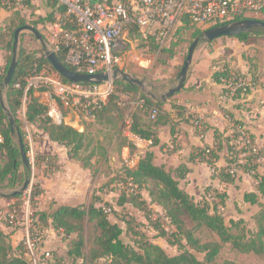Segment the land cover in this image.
<instances>
[{"label":"trees","instance_id":"1","mask_svg":"<svg viewBox=\"0 0 264 264\" xmlns=\"http://www.w3.org/2000/svg\"><path fill=\"white\" fill-rule=\"evenodd\" d=\"M49 4L52 9L59 8L54 0H49ZM262 17L264 21V14ZM9 18L0 33V50L6 53L5 63L0 68V95L5 92L7 107L14 120L15 133L10 132L9 119L0 106V135L2 137L0 142V189L13 190V192L9 195L0 194V197L17 199L21 197V193L15 191V188L22 183L24 174H27L29 168L22 161L20 143H16L14 139L15 135L18 142L21 140L23 143L21 127L24 121L30 125L36 124L49 141L63 146L67 151L66 154L71 159L80 160L84 168L91 165L94 154L91 152L87 156H82L87 150L83 132L63 121L56 123L48 115V106L40 102L37 95L44 90L43 88L37 90L31 88L27 91L25 119H20L17 116V111L21 106L25 78L30 74L46 71L65 84L70 82L59 75L47 61L44 45H38L37 49L31 52L21 45L18 50L17 65L9 86L3 87V79L11 62L14 32L16 29L30 24L18 15ZM51 20V14H48L46 19H42L47 23ZM39 22L32 21L31 25L37 27ZM201 34L202 31L195 29L193 38H200ZM260 37H264V32L254 31L232 38L247 42L251 38ZM171 48L173 49V47H169L162 51L173 57L175 52H172ZM151 49L155 50L156 47L152 45ZM57 57L68 69L74 70L65 63L63 57ZM252 67L255 68V65ZM248 72L251 73V69ZM251 74L252 81L255 82L254 73ZM239 77L245 79V75L225 65L213 74L212 79L218 84L233 85ZM15 85H19L20 88H16ZM114 86L116 87L115 91L112 85L110 95L100 109L94 113L95 117L92 122L116 129L118 127L116 133L118 139L123 142L121 148L127 147L130 151L134 150V146L123 135L125 130L144 141H150L151 146H157L159 140L156 128L161 125L174 126V120L182 119L184 116L183 107L171 105V111H165L162 99L153 100L136 85L118 81L114 83ZM241 91L242 88L235 90L234 99L239 98ZM222 93L228 94V90L222 89ZM119 94L125 98L122 104L119 102ZM246 94H249L247 89ZM152 108L157 110L155 119H144V117H148V110ZM125 116L128 118L125 119ZM120 120H123L124 123L118 125ZM127 121H129V125L126 124ZM233 124L236 127L243 126L241 121H234ZM171 133H174L173 127ZM213 139L212 146L196 148L191 153L190 161L197 160L205 163L213 170L212 178L218 179L225 185L235 184L240 178L239 174L230 173V170L234 168H237L240 174H250L254 178L257 182V193L243 194V202L258 207L253 216L254 230L247 229L241 219L229 221L224 219L221 210L226 206L228 196L225 192L220 193L207 187L203 198L196 201L179 184V180L184 179L188 171L186 166L181 164L174 171H170L163 165H155L154 155L149 150L135 162L133 167L126 165L123 172L116 176L117 181L129 180L137 187V193L121 192L117 205L128 204L141 211L147 225L156 230L158 237L164 238L169 245L175 247L176 254L169 255L160 245L153 243L151 238L138 228L140 223H135L133 218L126 221L125 224L128 230L133 231L135 236H139V239L135 242L136 245L124 243L122 240L123 229L120 225L112 223L108 213L96 207V203L103 202L101 197H95L87 206L81 204L59 205L54 210L33 211L36 225L41 232L52 229L55 232L72 236L71 248L67 252L68 257L71 260H88V256L83 252L85 246L83 223L85 221L94 223L99 232L94 240L95 248L90 250L89 255L90 260L95 261L94 264H102L100 260H103L104 264H244L228 260L222 263L217 262L218 255L223 245L226 244H229L237 253L264 257V177L258 172L259 167H264V145L258 148L257 153H251L245 149H234L230 145V135H224L217 130H214ZM223 148L227 152L225 166L219 168L216 166V162L219 160V154ZM24 151L27 152L25 145ZM42 159L46 160V164L51 168L54 167L53 161L51 163L48 156ZM20 166L23 169L22 173ZM143 192L146 193L149 202L143 198ZM208 194L209 197H207ZM104 205L109 207L107 202ZM151 205H157L163 211L168 229L158 219L153 220ZM186 219L193 225L191 228L187 227ZM202 228L214 235L217 240L202 242L196 235L197 231ZM13 234L14 231L5 233L0 228V264H33L23 241L15 245L12 244ZM53 255L56 262L61 261V257Z\"/></svg>","mask_w":264,"mask_h":264},{"label":"rangeland","instance_id":"2","mask_svg":"<svg viewBox=\"0 0 264 264\" xmlns=\"http://www.w3.org/2000/svg\"><path fill=\"white\" fill-rule=\"evenodd\" d=\"M48 16L47 9L43 6L35 8L30 15H27L25 20L30 23L27 24L36 28L40 34L44 37L45 25L47 22H43L42 19H46ZM262 16H259L258 20H263ZM10 19V18H9ZM8 18L0 23V33L3 31L4 25L8 23ZM32 21H40L35 27L31 25ZM195 29H187L185 31H180L176 33L173 43L170 47L172 52L178 53L180 51V59H179V70L185 61V57L188 52V48L191 45L193 38V31ZM45 38V37H44ZM223 38V37H222ZM131 40L135 47L134 49H142L143 42L138 33H131L126 39H123V42L126 44V47L122 50L119 55H125V53L130 50V43L128 40ZM221 39V38H218ZM218 39L213 40L214 46H210V43H207V53L211 56H215L219 59V65L227 64L230 67H234L233 69L236 71H241L244 73L245 79L239 77L240 79L237 81L236 85L241 83L242 91L239 94V98L234 99L235 89L229 86L230 84H220L223 88L228 90L227 93H222L223 98L230 103H237L238 108L245 113V119L248 121V125H255L256 121L263 122L264 125V45L259 46L257 43L253 41V43L248 42L247 46L244 44H239L234 40H225L220 44H216L219 42ZM234 41V42H233ZM23 46L27 51H32L37 49L38 45H41L39 41L35 39V37L29 32H22L19 35V46ZM43 45H45V40L43 39ZM202 46V45H201ZM152 48V47H151ZM149 49L144 52V54H149L152 58L153 63L151 64L150 70L145 72L144 75H140V80L145 82L144 87L142 88L145 94L149 93L157 96L166 93L162 90L159 85L160 75L165 72V68H167L168 60L172 57L169 56V53L163 52L162 50L158 51ZM245 49V50H244ZM225 50V51H224ZM224 51V52H223ZM243 51V52H242ZM245 52L247 54H245ZM9 56V54H7ZM256 55H259L260 66L257 62L258 58ZM213 56V57H214ZM215 58V59H217ZM215 61V60H214ZM217 62V61H215ZM256 64H255V63ZM250 64V66H249ZM255 65L256 68L252 67ZM217 66V65H216ZM125 67L121 66V70H124ZM251 69V73L253 72L255 77V82L252 81V74L249 71ZM121 80H119L120 82ZM118 82V81H117ZM116 83V82H114ZM114 91L116 87L114 86ZM237 88V87H236ZM245 88V89H244ZM246 89L249 91V94H246ZM4 103L7 105L5 92L1 94ZM159 97V96H157ZM119 102L125 99L122 95H118ZM40 102L46 104L48 106L49 111L54 107L56 108V113L61 115V121L65 124L72 126L73 128L83 132L85 135V142L87 144V150L82 154V156H87L91 152H93L94 156L91 159V165L88 168H84L81 161L71 159L66 154V149L58 145L56 146L57 152L52 149L46 148L47 136L37 128V125H30L23 122V126L21 127V131L23 133V145L27 148V159H28V170L27 174H24L22 183L15 188V191H20L23 188L25 181L28 180V185L25 190H30L29 197V205L32 211H43L45 208V204L50 206V203L59 205L58 200L51 196V191L55 189H59L62 187V191L65 195H72L69 197L73 199L71 203L73 205H89L95 197H101L103 202H107L110 207V212H108L109 219L112 223H117L123 229L122 240L124 243L128 245H136L135 242L138 241L139 236H135L133 231L128 230L125 222L133 218L135 223H140L139 229L143 230L150 238L153 243L160 245L167 254L174 255L177 253L175 247L169 245L164 238H160L157 236L156 230H154L150 226H146L147 223L143 217V213L132 208L130 205L126 204L124 206H118L117 201L121 194V190L116 187V176L118 173L123 172V169L126 167V161H134L135 157L133 155H126L124 151V147L121 148L122 141L118 139L116 128L111 126H105L102 124L94 123L92 121H88L83 118L81 115H77V113L70 112L65 107H63L60 103H56L54 99L44 94L39 96ZM122 112V111H121ZM18 116V115H17ZM20 119H23L20 115L18 116ZM128 116H125L127 119ZM23 121V120H22ZM123 120L118 122L119 124H123ZM125 125V124H124ZM194 125V122H193ZM203 125V122H202ZM196 128V126L194 125ZM251 135L252 133L248 130V127L243 126ZM197 130H202L196 128ZM46 136V137H45ZM255 137V136H254ZM15 142L19 144L17 137L14 135ZM254 139V138H253ZM260 147L259 143L256 139H254ZM30 148H33L34 153L31 154ZM49 157L50 162L54 163V167L51 168L49 165H46L47 170L43 168L42 165L46 164L47 161L42 159L43 157ZM136 160V159H135ZM21 173L23 172L22 167L20 166ZM240 177L244 175L245 178L253 179L254 178L249 174H240ZM237 185L228 186L225 190L228 193V197L226 199V206L221 210V213L226 221L229 220H243L247 229L254 230L255 223L253 216L258 210L257 206H251L247 203H242V194L243 189L246 188L242 185L243 180L238 179L236 183ZM253 182V181H252ZM252 182H250L252 184ZM254 180V184H255ZM257 183V182H256ZM256 185V184H255ZM257 186V185H256ZM66 187V189H65ZM24 191L21 193V197L17 199H12L10 203L12 205L18 206L20 209L23 207V197H27L24 195ZM13 190H2L0 189V194L9 195ZM144 193V192H143ZM205 190L202 192L199 198H196V201H199L203 198V194ZM213 196V194H211ZM143 198L149 202L146 193L143 194ZM11 198H8L10 200ZM44 206L41 207L44 203ZM40 204H42L40 206ZM151 209L154 211L155 218L161 219L163 225L168 229L167 222L161 216V209L157 205H151ZM2 209V208H1ZM24 213L20 211V217H23ZM133 220V221H134ZM187 227L191 228L193 225L186 219ZM142 223V224H141ZM84 227V239L85 246L83 252L88 256V260H71L67 252L71 248V239L72 236H68L63 234L62 232H51L52 238L49 239V234L47 232H43V239L41 242V246L47 238L49 241L51 240L50 250H42L43 252H50L54 258L55 254L58 258L61 259L60 262H56L53 259L51 264H94L95 261L90 260V250L95 248L94 240L98 236L99 232L96 229L94 223H90L85 221L83 223ZM136 227V225H135ZM137 228V227H136ZM2 231L5 233H9L14 231L15 235L18 231H20L17 237L22 241L24 239V229L20 225L16 230H11L6 227L2 228ZM196 235L201 239L202 242L217 240V238L209 233L205 229H199ZM12 235L11 241L12 244L15 245L19 242V240ZM233 261L237 263L244 264H264V257L254 256L252 254H240L234 251L229 244L223 245L217 262L222 263L223 261ZM100 263L104 264L103 260H100Z\"/></svg>","mask_w":264,"mask_h":264},{"label":"built area","instance_id":"3","mask_svg":"<svg viewBox=\"0 0 264 264\" xmlns=\"http://www.w3.org/2000/svg\"><path fill=\"white\" fill-rule=\"evenodd\" d=\"M59 8L52 9L49 0H0V23L6 18L18 15L26 18L35 8L43 6L51 14L52 20L44 27L45 53L50 51L63 57L65 63L77 73L86 75L108 74L121 69L122 55L126 47L123 42L131 33L140 35L143 49L148 51L152 45L158 51L169 48L179 29H199L204 31L213 27L244 19H255L264 14V0H54ZM1 14L4 15L1 18ZM131 48L135 44L129 39ZM134 50V49H133ZM240 78L237 79V81ZM236 81V83H237ZM229 85L233 92L242 84ZM111 81L101 84H65L46 71L32 73L25 78L21 106L17 115L25 119L26 94L29 89L44 90L39 93L51 97L70 112L81 115L88 121L94 120V113L100 109L112 91ZM20 88L19 85H15ZM237 87V88H236ZM245 89V88H244ZM48 115L54 122H61V115L52 108ZM155 108L148 110V118L154 120ZM129 125V121L126 122ZM196 128H202V120H194ZM133 144L143 140L127 130ZM2 137L0 135V142ZM151 144L150 141H147ZM230 145L234 149H245L257 153L258 145L252 135L242 126L231 125ZM34 153L33 148L29 151ZM128 167L135 161L125 159ZM47 164L43 168L47 170ZM230 173L238 174L237 168ZM250 175V174H249ZM116 187L126 194L137 193V187L129 180L116 181ZM31 187L24 191L23 207L9 205L0 209V228L24 229V239L33 264H51L53 256L42 251L41 232L29 205ZM96 207L106 213L110 207L98 202ZM24 213L23 217H20ZM153 220L155 218L154 211ZM162 218L166 221L163 211ZM162 224V220H159ZM148 226V225H146Z\"/></svg>","mask_w":264,"mask_h":264},{"label":"crops","instance_id":"4","mask_svg":"<svg viewBox=\"0 0 264 264\" xmlns=\"http://www.w3.org/2000/svg\"><path fill=\"white\" fill-rule=\"evenodd\" d=\"M3 17L4 15L1 14V18ZM180 30L184 31L187 29H179L178 33L180 32ZM230 39L246 46L248 44L245 43H253V41L259 46L264 45V37L251 38L247 42H243L234 38L223 37L221 39H218L219 42L216 44H220L223 41H227ZM214 44L215 43L212 42L209 45L214 46ZM201 45L196 49L194 53L193 61L188 71L187 79L184 83L183 88L174 96L168 98L166 102H164L163 106V110L168 112L171 111V105L183 107V118L175 119L174 126L161 125L156 128V134L159 140V144L157 146H151V144H148L147 141L144 140L141 143L133 144L130 141V138L127 136V130L123 132V135L127 137L128 141L134 146V150L130 151L127 147H124V151L126 152V155H133L136 159H134L135 162L140 157H142L146 151L149 150L154 155L153 162L155 165H163L167 170L170 171H174L181 164L185 165L188 171L185 175V178L179 180V184L188 194L193 196L195 199L199 198L202 192L207 187L223 193L226 191L225 189L228 186H231L220 183L216 178L213 179V170L205 163L198 162L197 160L193 162L190 161L191 153L196 148L213 145L214 130L224 133V135H230L231 125L233 124V122L241 121L243 126L248 127V130L252 133V137L256 139L257 142H260V147L264 145L263 122L256 121L255 125L250 127V125H248V121H246L245 119V113L238 108V104L226 101L222 96L223 87L220 84L215 83L212 79L213 74L216 71L221 70L225 65L232 70H234L235 68L230 67L225 63L220 66L218 61H220L219 59H221V57L217 58L214 55V57L209 55V53H207L206 51L208 50L207 46L209 45ZM133 49L130 47V50H128L124 56L122 55L124 64L122 66L125 67V69L122 71L129 74L131 77L140 80L141 78H139V76L142 74L144 75L145 72H148L150 70L153 61L149 54H144L146 50H144L143 48ZM5 54L6 53L4 51L0 50V68L5 63ZM180 54L181 53L179 51L168 60L167 63L169 66L165 68V72L161 73L159 77L160 82L158 86H161L162 90L165 92L173 88L177 83V76L179 73L178 70L180 67ZM245 54L247 53L245 52ZM256 57L258 58L259 55H256ZM214 60L217 62H215ZM259 60L260 59L258 58L257 62L260 66ZM239 73H241V71ZM140 81L143 83V86L141 87L142 89L145 85V82L143 80ZM164 94H158L157 96L159 97L149 93H147L146 95L153 100H158L161 99ZM37 95L39 96L38 93ZM197 118H200L203 122L202 130H197L193 125L194 120ZM144 119H148V117H144ZM172 127L174 130L173 134L171 133ZM48 142H50V144L46 143V148L49 147V149L57 152L56 146L58 145L51 141ZM226 155V149L223 148L219 154V160L216 162L217 167L220 168L225 166ZM258 172L264 177L263 166L259 167ZM240 179L243 180L242 185L244 187L248 184L246 188L243 189V194L248 192L257 193V183L255 182V185L253 179H244V175H242L239 180ZM250 182H252V184ZM237 184H239V182L233 185ZM62 189V187H59V189L52 190L50 195H53V197L58 200L59 205H73V203H71L73 199L69 198L72 195H65ZM207 197H209V194L207 195ZM11 200L12 199L8 200V198L0 197V209L12 205L13 203H10ZM242 203L245 202H243L242 200ZM42 204H40V206L42 205L41 207L44 206L45 202ZM56 207L57 205L53 203H50V206L45 204V208L43 209V211L48 209L54 210L56 209ZM46 232L49 234L48 238L51 239V232H53V230L49 229ZM19 233L20 231H18L16 235L14 233L13 237L17 238L20 242V239L17 237V234L19 235ZM48 238L45 243H43L41 248L42 250H50V248H52L51 240L49 241Z\"/></svg>","mask_w":264,"mask_h":264},{"label":"water","instance_id":"5","mask_svg":"<svg viewBox=\"0 0 264 264\" xmlns=\"http://www.w3.org/2000/svg\"><path fill=\"white\" fill-rule=\"evenodd\" d=\"M254 31H262L264 32V21L258 20V19H244L239 21H234L228 24H224L221 26L213 27L207 30L202 31L201 37L196 38L192 41L191 45L188 48L187 55L185 57V61L182 65V68L180 69V72L177 76V83L176 85L169 89L163 96L162 101L166 102V100L172 96H174L176 93H178L184 86V83L187 79L188 71L190 69V66L193 61V56L196 51V49L201 44H207L212 42L215 39L222 38V37H235L240 34L244 33H251ZM22 32H29L31 33L37 41L40 42V44L43 45V38L42 35L39 33V31L29 25L22 26L15 30L14 32V42H13V48H12V56H11V62L8 67L7 73L3 79V87L7 88L9 86L10 80L14 74L16 65H17V59H18V46H19V35ZM45 58L50 63V65L54 68V70L61 75L63 78L68 80L71 83H88V84H101L108 81H111L112 83L117 82L121 80L122 82L136 85L138 87H142L143 83L136 79L131 77L129 74L125 73L124 71L120 69L113 70L111 75L108 74H95V75H86L82 73H77L75 71H72L68 69L59 59L58 57L50 52L46 51ZM0 106L2 110L5 112L9 119L10 124V132L13 134L15 133L14 130V120L12 118V115L10 114L7 105L4 103L2 96L0 95ZM20 148H21V158L26 167H28V159L26 152L24 151V145L21 140H19ZM28 185V180L25 181L23 188L20 190V193H22L26 186Z\"/></svg>","mask_w":264,"mask_h":264}]
</instances>
